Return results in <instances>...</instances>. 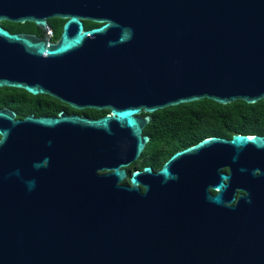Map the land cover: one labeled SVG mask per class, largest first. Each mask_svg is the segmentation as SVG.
<instances>
[{"label":"water","instance_id":"water-1","mask_svg":"<svg viewBox=\"0 0 264 264\" xmlns=\"http://www.w3.org/2000/svg\"><path fill=\"white\" fill-rule=\"evenodd\" d=\"M2 88L110 113L0 110V264H264V136L129 170L155 112L264 99V0H0Z\"/></svg>","mask_w":264,"mask_h":264},{"label":"trees","instance_id":"trees-1","mask_svg":"<svg viewBox=\"0 0 264 264\" xmlns=\"http://www.w3.org/2000/svg\"><path fill=\"white\" fill-rule=\"evenodd\" d=\"M52 23L55 33L59 36L65 20H54ZM1 25L13 32L32 31L35 26L31 23L15 24L10 22H2ZM97 25L99 24L88 22L89 28ZM14 91L23 93L25 103L30 108L21 112L22 116L35 114L40 117H53L61 112H67L90 118H101L110 113L109 110L77 111L50 96H32L24 90ZM143 134L150 137V142L141 158L132 164L129 170H142L149 166L158 171L174 153L209 137L230 139L238 134L264 136V99L255 104L236 101L228 105L203 99L169 107L152 115V121L146 126ZM124 183L129 185V180Z\"/></svg>","mask_w":264,"mask_h":264},{"label":"flooded vegetation","instance_id":"flooded-vegetation-1","mask_svg":"<svg viewBox=\"0 0 264 264\" xmlns=\"http://www.w3.org/2000/svg\"><path fill=\"white\" fill-rule=\"evenodd\" d=\"M54 20H61V19H50V20H48V23L50 25V29L47 32L42 31L35 24H34L35 26H33V30L28 31V32H13L9 28H6V27H4V28L9 30L11 33L31 34V35H35L39 38H42V39L45 38L46 35H49L50 41L53 43H56L60 39L62 32L59 36L55 33L54 24L52 23V21H54ZM88 22H90V21H84V26H85L86 30H90L92 28L100 26V25H97V26H93V27L89 28ZM31 24H33V23H31ZM6 89H11V88L0 89V110H7V111L15 112L16 113L15 120H22V119H24L30 115H34L35 117H40V116H36L35 114H28L27 116H22L20 114L21 112H25L28 109H30V108H28L27 104L25 103L23 93H16L14 91V90H19V89H12V90H6ZM69 115H72V114H69ZM0 139H1V136H0Z\"/></svg>","mask_w":264,"mask_h":264}]
</instances>
